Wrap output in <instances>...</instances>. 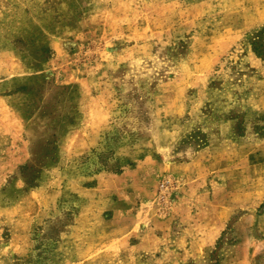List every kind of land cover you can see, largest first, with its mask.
Returning a JSON list of instances; mask_svg holds the SVG:
<instances>
[{
  "label": "rangeland",
  "instance_id": "1",
  "mask_svg": "<svg viewBox=\"0 0 264 264\" xmlns=\"http://www.w3.org/2000/svg\"><path fill=\"white\" fill-rule=\"evenodd\" d=\"M0 264H264V0H0Z\"/></svg>",
  "mask_w": 264,
  "mask_h": 264
}]
</instances>
